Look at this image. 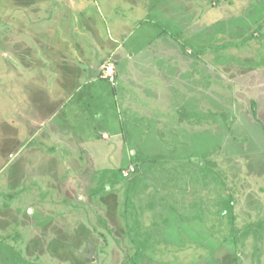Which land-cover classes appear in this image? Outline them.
<instances>
[{"label":"rangeland","instance_id":"374dc122","mask_svg":"<svg viewBox=\"0 0 264 264\" xmlns=\"http://www.w3.org/2000/svg\"><path fill=\"white\" fill-rule=\"evenodd\" d=\"M23 3L0 0V264H264V0H157L135 53L96 5L130 54L96 38L81 90L72 55L27 53L52 25Z\"/></svg>","mask_w":264,"mask_h":264},{"label":"crops","instance_id":"0c3cea01","mask_svg":"<svg viewBox=\"0 0 264 264\" xmlns=\"http://www.w3.org/2000/svg\"><path fill=\"white\" fill-rule=\"evenodd\" d=\"M23 2L24 0H20L21 5H24ZM61 2H63L64 7H62ZM46 5H47V9H46ZM96 5H99L103 8L111 7L109 8L110 10L108 11L107 14L112 16V20L116 21L115 23H118V21H120V23H123V25L120 26L118 29L121 31L120 37L121 39H125V38L129 39V45L131 47L130 50L133 53H135L134 50H135L136 43H135L134 36L136 37L135 35L136 31H139L140 29H144L145 26H148L147 23H149L150 21L151 14H153V12H154V15L157 13V0H124V1L123 0H38V4L36 6L37 10H36L35 20L38 23H46V20H47L48 23H51L52 27L46 28V26H44L42 29L35 28V32L34 31L32 32V37L36 39V42H34L35 43L34 46L28 45L27 53H29V50L32 52H36L37 55L40 58H42L41 64H43V59H44L43 55L45 54H50V53L54 55L57 54V56L54 58V60H56V63L61 61L60 54L62 53L65 54V52H67L69 54V57H71L70 55H72L71 62H74L76 66H73V67L70 66L69 67L70 69L64 66V69H65V72L67 71L70 72V70L72 71L69 75L70 79L78 83L80 82L76 86L77 90H81L79 89V87L80 85L84 84L83 81H80L81 75L78 72L80 71L79 66L83 65L85 60H87V62L90 61L88 57H84L83 55L85 54V51H86L85 48H87L88 51L92 50L91 51L92 53L99 52L97 51L98 49L95 48L96 38L98 39L103 38V40L99 42L100 45H97L99 47L101 46L100 48H105L106 44L108 46H110L111 44H114L111 48H109L110 54L113 53L114 58L119 57L124 60V59H128V55L130 54V50L125 47V44H124L125 42L123 40L121 43H115V41L111 39L113 41L112 43V41L109 39L110 38L109 36L111 35L108 34V30H106V27L104 31V36H105L104 37L100 33V30H103L101 26L99 25V27H97L96 26L97 23L94 25V22L102 21L103 26L105 23L103 22L102 19H100L102 14H101L100 8L98 10L99 6L97 7ZM27 7H29V4L27 5ZM61 10H63V15L64 13L68 12L67 17L63 18L61 14ZM118 17H121V18L118 19ZM72 22L76 23L75 24L76 26L74 25L75 28L73 27ZM141 22L143 23L138 26V24ZM152 23H154L155 26L157 24L156 20H153ZM49 38H51L52 40L51 41L49 40L46 43L45 39H49ZM66 38L72 39L73 43H71V40H70V42L68 41L67 43L68 46L63 44L62 45L63 47L66 46L65 47L66 50L63 51L61 48L62 47L61 39H66ZM79 38L83 40L81 41L83 44L81 42L75 41ZM83 38L88 39V42H85ZM89 39L91 40L89 41ZM115 60L118 61L117 59ZM53 67H55L54 64H53ZM78 74L80 75V77L79 76L77 77ZM90 97L92 96L90 95L89 98ZM93 113L94 112H91L90 115H93ZM57 114H59V112ZM57 114L54 116L55 119H56V116H58ZM99 116L101 117L102 115H99ZM50 118L52 119L49 120ZM49 119H48L49 125H51L52 127L50 128L49 125H47L49 129H48V133L47 134L45 133V135L49 134L50 138H55L56 136L54 134L58 132L59 128L57 129L58 125L56 124V122L55 123L53 122L52 114L49 116ZM87 121L91 128L95 126L92 123V121L94 120H87ZM66 126L69 127L68 124H66ZM46 127H45V130H46ZM67 129L69 130H66V133H70V127ZM79 143L81 144V142ZM82 143H85V140H83ZM77 144L78 142H75V144H73L72 147L77 149L79 147V145Z\"/></svg>","mask_w":264,"mask_h":264},{"label":"built area","instance_id":"2783aa9c","mask_svg":"<svg viewBox=\"0 0 264 264\" xmlns=\"http://www.w3.org/2000/svg\"><path fill=\"white\" fill-rule=\"evenodd\" d=\"M105 68H106V71H107L106 72V76L110 77L111 79H113L114 78V74H115V70H114L115 65H114V63H112V62L108 63Z\"/></svg>","mask_w":264,"mask_h":264}]
</instances>
